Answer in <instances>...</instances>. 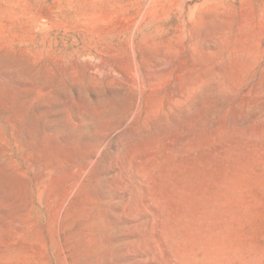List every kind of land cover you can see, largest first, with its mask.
I'll return each mask as SVG.
<instances>
[{
    "label": "rangeland",
    "instance_id": "obj_1",
    "mask_svg": "<svg viewBox=\"0 0 264 264\" xmlns=\"http://www.w3.org/2000/svg\"><path fill=\"white\" fill-rule=\"evenodd\" d=\"M0 264H264V0H0Z\"/></svg>",
    "mask_w": 264,
    "mask_h": 264
}]
</instances>
